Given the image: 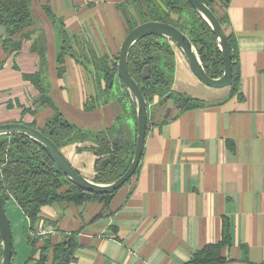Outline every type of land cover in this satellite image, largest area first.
<instances>
[{
    "label": "crops",
    "instance_id": "crops-1",
    "mask_svg": "<svg viewBox=\"0 0 264 264\" xmlns=\"http://www.w3.org/2000/svg\"><path fill=\"white\" fill-rule=\"evenodd\" d=\"M130 1L32 0L35 27L46 33L44 84L52 104L41 105L40 92L23 78L40 69L31 42L10 55L0 44V125L35 122L42 130L58 110L94 132L119 122L124 139L133 144L137 130L121 89L119 98L104 103L105 82L95 67L71 56L65 58L63 76L58 74L59 40L46 13L49 9L64 22L79 54L113 59L129 31L123 10L133 15ZM227 17V31L237 45L238 90L204 85L174 46L172 89L204 105L180 113L172 101L153 100L138 173L108 206L58 202L41 209L38 231H49L41 238L59 243L76 234L79 249L71 264H188L198 251L224 240L226 226L228 243L217 264H264V0H232ZM24 109L36 112L24 114ZM94 146L80 142L61 148L74 169L92 181L98 158ZM5 207L15 262L25 264L31 255L25 235L30 221L14 200Z\"/></svg>",
    "mask_w": 264,
    "mask_h": 264
},
{
    "label": "trees",
    "instance_id": "trees-1",
    "mask_svg": "<svg viewBox=\"0 0 264 264\" xmlns=\"http://www.w3.org/2000/svg\"><path fill=\"white\" fill-rule=\"evenodd\" d=\"M201 1L213 11L228 36L232 49L233 68V81L230 88L235 93L238 90L240 78L238 52L233 34L227 31V10L232 0ZM130 2L133 15L123 10L129 31L148 21L172 24L184 32L194 45L202 46L199 55L208 76L216 79L223 75L225 62L217 45L215 34L189 0H131ZM46 13L56 28L59 40L58 74L63 76L65 72L66 56H71L76 62L83 65H86L87 62L91 63L105 82V87L101 92L103 102L107 103L112 98H119V89H121L120 99L130 102L129 112L135 121L137 130L136 104L119 78L117 71L119 55L110 59L109 57L96 55L90 57L85 56L84 53L79 54L74 48L75 44L78 46L76 38L69 34L64 22L49 9L46 10ZM137 20L139 23L135 22ZM35 23L32 0H0V30L4 32L0 37L1 47L5 54H18L25 41L31 42L30 52L40 58V69L33 74H23V78L31 82L40 92L38 102L41 105L52 104L48 89L44 84L48 67L46 33L43 29L36 28ZM3 63L0 61V69ZM128 65L130 74L140 86L148 107L155 98H158L162 103L172 101L180 113L204 105L199 99L172 90L176 61L174 44L169 38L153 35L141 39L132 47ZM146 66H150V78L147 80L142 76V71ZM125 104L123 102L124 108ZM94 107L92 105L87 108L93 109ZM26 112L34 114L36 111L24 109V114ZM20 123L23 122L20 121ZM29 126L35 128V122ZM41 131L59 149L74 143L93 142L95 146L91 149L98 156L95 166L97 175L94 181L101 184L112 183L127 171L136 146V141L131 144L124 139L123 129L119 122L117 126L94 132L77 127L58 110L47 120ZM109 154L115 155V162L101 170L100 163ZM137 173L138 169L135 175ZM116 192L100 195L73 184L57 167L48 153L27 135L13 133L0 136V194L5 206L8 201L14 200L30 221V227L25 230V235L31 247V255L25 264H71L79 249L76 234L71 235L67 241L59 243H53L50 237L41 238L37 234V225L41 218L40 212L44 206L58 202L81 205L90 201H100L108 206ZM228 237L226 226L224 240L204 247L193 256L188 264H217L221 262L223 260L221 249L228 243ZM37 253H39L38 258L35 257ZM1 258L0 240V263ZM11 264H17L14 250Z\"/></svg>",
    "mask_w": 264,
    "mask_h": 264
},
{
    "label": "water",
    "instance_id": "water-1",
    "mask_svg": "<svg viewBox=\"0 0 264 264\" xmlns=\"http://www.w3.org/2000/svg\"><path fill=\"white\" fill-rule=\"evenodd\" d=\"M193 8L203 17L205 21L212 28L217 45L223 55L225 62V69L220 78H211L206 73L205 67L201 61L199 51L202 50L200 44L194 45L189 37L182 32L179 28L172 24L148 21L137 25L134 29L126 35L120 52L119 60L117 63V71L119 78L122 80L124 86L127 88L132 99L136 104L137 114V135L136 146L134 155L130 166L127 171L116 181L108 184L96 183L81 175L71 163L63 155L61 149L47 137L40 129L31 127L23 123H6L0 125V136L20 133L29 136L36 142L48 155L53 159L57 167L63 171L68 179L78 187L96 194H110L128 183L135 175L145 146L147 121L149 115V107L147 101L141 91L140 86L136 80L131 76L129 71V54L132 47L141 39L148 36H162L169 38L174 46L178 48L188 61L192 72L204 84L211 88L221 89L230 87L233 81V68H232V49L228 36L224 27L213 11L204 4L201 0H189ZM142 76L145 80L150 78V66H146L142 71ZM115 162V155L109 154L104 157L100 163V169L104 170L109 165ZM0 240L2 247V258L0 264H11L13 255V233L10 218L6 211L3 198L0 194Z\"/></svg>",
    "mask_w": 264,
    "mask_h": 264
},
{
    "label": "built area",
    "instance_id": "built-area-1",
    "mask_svg": "<svg viewBox=\"0 0 264 264\" xmlns=\"http://www.w3.org/2000/svg\"><path fill=\"white\" fill-rule=\"evenodd\" d=\"M49 233V231H38V235L39 236H43V235H46V234H48Z\"/></svg>",
    "mask_w": 264,
    "mask_h": 264
},
{
    "label": "rangeland",
    "instance_id": "rangeland-1",
    "mask_svg": "<svg viewBox=\"0 0 264 264\" xmlns=\"http://www.w3.org/2000/svg\"><path fill=\"white\" fill-rule=\"evenodd\" d=\"M174 18L175 19H177V17L176 16H174ZM136 23H139V21L137 20V21H135ZM173 90V89H172ZM9 212H10V210H9ZM10 214H11V212H10ZM16 242H17V236H16Z\"/></svg>",
    "mask_w": 264,
    "mask_h": 264
}]
</instances>
